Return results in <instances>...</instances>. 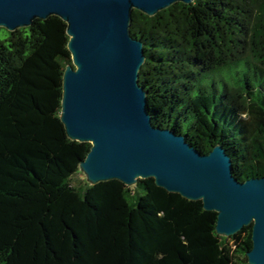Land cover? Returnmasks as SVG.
I'll use <instances>...</instances> for the list:
<instances>
[{"label":"trees","instance_id":"obj_1","mask_svg":"<svg viewBox=\"0 0 264 264\" xmlns=\"http://www.w3.org/2000/svg\"><path fill=\"white\" fill-rule=\"evenodd\" d=\"M130 33L144 44L152 124L200 154L221 145L240 182L263 177L264 0L135 10ZM68 42L56 16L0 28V264H249L251 228L219 236L201 201L152 179L87 182L79 165L91 144L69 139L60 120Z\"/></svg>","mask_w":264,"mask_h":264},{"label":"water","instance_id":"obj_2","mask_svg":"<svg viewBox=\"0 0 264 264\" xmlns=\"http://www.w3.org/2000/svg\"><path fill=\"white\" fill-rule=\"evenodd\" d=\"M195 0H0V28L15 32L51 16L67 25L71 64L63 74L60 120L69 139L90 143L80 172L90 185L119 181L155 186L217 214L230 238L251 228L249 264H264V176L233 175L221 145L200 154L182 135L152 124L139 84L144 44L131 36L133 11L149 17Z\"/></svg>","mask_w":264,"mask_h":264},{"label":"rangeland","instance_id":"obj_3","mask_svg":"<svg viewBox=\"0 0 264 264\" xmlns=\"http://www.w3.org/2000/svg\"><path fill=\"white\" fill-rule=\"evenodd\" d=\"M243 72H244V69L242 67L232 68V69H226L223 72V77H224V80L225 81L232 82V80L234 78L242 76L243 75ZM211 81H212V77L211 76H206V78L202 82L211 83ZM202 82L200 84H203Z\"/></svg>","mask_w":264,"mask_h":264}]
</instances>
